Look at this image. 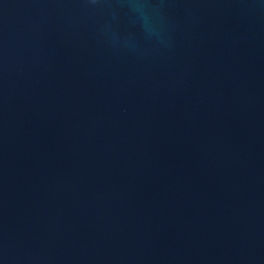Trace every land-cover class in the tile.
Returning <instances> with one entry per match:
<instances>
[{"label": "water", "instance_id": "water-1", "mask_svg": "<svg viewBox=\"0 0 264 264\" xmlns=\"http://www.w3.org/2000/svg\"><path fill=\"white\" fill-rule=\"evenodd\" d=\"M0 264H264V0H0Z\"/></svg>", "mask_w": 264, "mask_h": 264}]
</instances>
